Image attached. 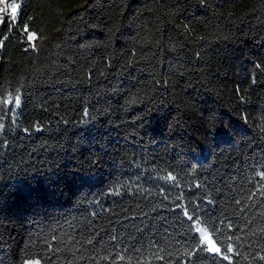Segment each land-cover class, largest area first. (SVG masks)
I'll return each instance as SVG.
<instances>
[{"label": "trees", "instance_id": "obj_1", "mask_svg": "<svg viewBox=\"0 0 264 264\" xmlns=\"http://www.w3.org/2000/svg\"><path fill=\"white\" fill-rule=\"evenodd\" d=\"M16 2L14 24L0 14V101L21 100L0 103L3 264H264V0ZM178 205L228 260L191 255Z\"/></svg>", "mask_w": 264, "mask_h": 264}, {"label": "snow or ice", "instance_id": "obj_2", "mask_svg": "<svg viewBox=\"0 0 264 264\" xmlns=\"http://www.w3.org/2000/svg\"><path fill=\"white\" fill-rule=\"evenodd\" d=\"M0 14H7L9 16V20L10 22H12L13 24L15 23L16 19H17V14L18 11L21 8V5L19 3L16 2V0H12L11 3L8 2V0H0ZM4 22V18L3 15H0V23ZM23 31L26 35L27 41L30 43V46L35 49L36 48V43L35 41H37L38 39H40V37H38L37 33L35 31L30 30V28L28 26H25L23 28ZM0 35H2V33H0ZM3 45V41H0V46ZM257 67H260V65H257ZM253 83H256L255 78H253ZM241 99H243V97H241ZM20 97L16 96L14 99L12 97H9L7 100H3L0 101V103H5V104H13L16 107L20 106ZM137 99L133 98L129 101V103H137ZM87 114V113H85ZM2 127V126H0ZM261 132H264V124L261 125L260 128ZM257 175L260 177L261 180H264V171L258 172ZM167 179H171V180H175V177H173L171 174H169L168 177H166ZM199 186V185H198ZM209 203H211V201H209ZM178 207H181L183 209V215L189 220L192 221V225L190 226V230H194L196 233H199V244L196 245V249L195 251L191 254V255H195L196 252H209V253H215L218 255H222V258L224 260H228L229 257L227 255H224L221 252V249L219 247H216L213 240H212V235L209 234V231L206 227H201V221L199 219V217L197 216L195 219L193 217L192 214H189V211L186 207H184L183 205H178ZM216 232V229H213V233ZM89 243H91V241H89ZM232 246L229 244L227 250L231 251ZM121 259H123V257H121ZM0 264H3V261L0 260ZM25 264H40V262L38 260L36 261H26Z\"/></svg>", "mask_w": 264, "mask_h": 264}, {"label": "rangeland", "instance_id": "obj_3", "mask_svg": "<svg viewBox=\"0 0 264 264\" xmlns=\"http://www.w3.org/2000/svg\"><path fill=\"white\" fill-rule=\"evenodd\" d=\"M8 2H9V3H11V2H12V0H8Z\"/></svg>", "mask_w": 264, "mask_h": 264}, {"label": "crops", "instance_id": "obj_4", "mask_svg": "<svg viewBox=\"0 0 264 264\" xmlns=\"http://www.w3.org/2000/svg\"><path fill=\"white\" fill-rule=\"evenodd\" d=\"M0 6H2V5H0Z\"/></svg>", "mask_w": 264, "mask_h": 264}]
</instances>
